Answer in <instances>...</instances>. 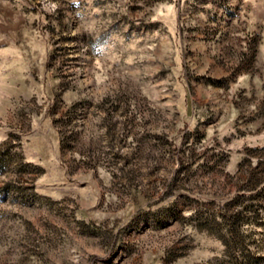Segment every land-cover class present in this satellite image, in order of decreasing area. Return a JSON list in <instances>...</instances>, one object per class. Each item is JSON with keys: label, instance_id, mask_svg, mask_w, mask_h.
<instances>
[{"label": "rangeland", "instance_id": "rangeland-1", "mask_svg": "<svg viewBox=\"0 0 264 264\" xmlns=\"http://www.w3.org/2000/svg\"><path fill=\"white\" fill-rule=\"evenodd\" d=\"M0 264H264V0H0Z\"/></svg>", "mask_w": 264, "mask_h": 264}]
</instances>
